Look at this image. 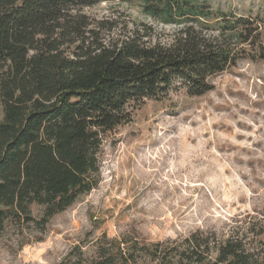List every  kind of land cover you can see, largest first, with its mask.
<instances>
[{
	"label": "trees",
	"instance_id": "1",
	"mask_svg": "<svg viewBox=\"0 0 264 264\" xmlns=\"http://www.w3.org/2000/svg\"><path fill=\"white\" fill-rule=\"evenodd\" d=\"M117 1L175 34L162 41L152 25L82 12ZM261 35L253 18L206 0H0V232L9 222L44 231L99 185L106 140L136 107L174 91L209 94ZM255 220L227 236L199 230L170 252L179 264H264Z\"/></svg>",
	"mask_w": 264,
	"mask_h": 264
},
{
	"label": "rangeland",
	"instance_id": "2",
	"mask_svg": "<svg viewBox=\"0 0 264 264\" xmlns=\"http://www.w3.org/2000/svg\"><path fill=\"white\" fill-rule=\"evenodd\" d=\"M206 1L259 23L262 39L250 56L213 77L205 96L174 91L136 107L133 122L108 136L93 192L44 231L9 222L0 232V264H179L170 252L175 241L264 221V0ZM82 12L152 25L162 41L177 30L136 2Z\"/></svg>",
	"mask_w": 264,
	"mask_h": 264
}]
</instances>
